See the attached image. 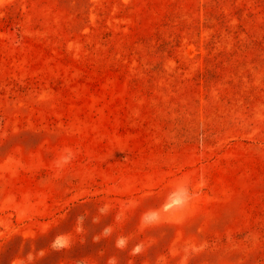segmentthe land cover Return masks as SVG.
Instances as JSON below:
<instances>
[{
    "label": "rangeland",
    "instance_id": "374dc122",
    "mask_svg": "<svg viewBox=\"0 0 264 264\" xmlns=\"http://www.w3.org/2000/svg\"><path fill=\"white\" fill-rule=\"evenodd\" d=\"M0 264H264V0H0Z\"/></svg>",
    "mask_w": 264,
    "mask_h": 264
},
{
    "label": "clouds",
    "instance_id": "9594fccd",
    "mask_svg": "<svg viewBox=\"0 0 264 264\" xmlns=\"http://www.w3.org/2000/svg\"><path fill=\"white\" fill-rule=\"evenodd\" d=\"M98 211H100L102 214H106L103 208L99 209ZM84 219H85L84 216L77 217V221L80 222L81 224L83 223ZM102 231H103V235L107 236L111 233V228L105 227ZM62 240H63V243H60ZM53 243L54 245L59 244L60 247L70 246V241L64 240V234H58V236L54 238ZM126 244H127L126 237H118L117 240L115 241L116 247L121 248V249L125 248ZM141 250H142L141 246L138 244L132 249V254L138 255Z\"/></svg>",
    "mask_w": 264,
    "mask_h": 264
}]
</instances>
